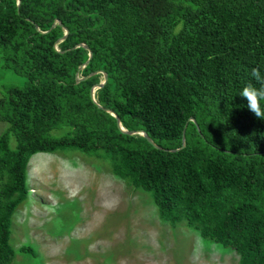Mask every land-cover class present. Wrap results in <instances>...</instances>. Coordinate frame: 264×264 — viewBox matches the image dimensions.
Instances as JSON below:
<instances>
[{"label":"trees","instance_id":"obj_1","mask_svg":"<svg viewBox=\"0 0 264 264\" xmlns=\"http://www.w3.org/2000/svg\"><path fill=\"white\" fill-rule=\"evenodd\" d=\"M0 51L24 78L0 96V264L30 158L67 149L108 160L171 226L264 264V119L238 95L264 73V0H0Z\"/></svg>","mask_w":264,"mask_h":264},{"label":"rangeland","instance_id":"obj_2","mask_svg":"<svg viewBox=\"0 0 264 264\" xmlns=\"http://www.w3.org/2000/svg\"><path fill=\"white\" fill-rule=\"evenodd\" d=\"M0 96L24 78L2 66ZM7 124L0 121V133ZM27 200L16 209L11 264H238L230 247L184 222L161 220L148 193L118 178L110 162L74 149L34 154ZM31 246L35 255L19 250Z\"/></svg>","mask_w":264,"mask_h":264},{"label":"clouds","instance_id":"obj_3","mask_svg":"<svg viewBox=\"0 0 264 264\" xmlns=\"http://www.w3.org/2000/svg\"><path fill=\"white\" fill-rule=\"evenodd\" d=\"M182 29L183 23H178L173 27L172 35L178 36ZM250 77L251 80L242 87L238 95L247 101L248 109L257 118L264 119V73L259 66L253 67Z\"/></svg>","mask_w":264,"mask_h":264},{"label":"water","instance_id":"obj_4","mask_svg":"<svg viewBox=\"0 0 264 264\" xmlns=\"http://www.w3.org/2000/svg\"><path fill=\"white\" fill-rule=\"evenodd\" d=\"M19 4H20V0H17V5H19ZM54 25H55V23H54L52 26H54ZM36 28L38 29V27H36ZM67 33H68V29L65 28L64 34L59 38V40H63V39L66 37ZM77 46H82V47L87 48V46H86L85 44H83V43H78V44L75 45L74 47H77ZM91 55H92V53L89 52V58L91 57ZM87 62H88V59L85 61V63H83V64L79 67V69H80L82 66H84ZM96 72H97V71H94V72H92L90 75H92V74H94V73H96ZM99 72H102V71H99ZM103 74H104V79H103L102 81H100L99 83H97V84H95V85H92L91 88H90V97H91V99H92L94 102H96L95 97H94V91H95V88H96V87H101V86L106 82V79H107V75H106V73L104 72ZM86 77H87V76L78 77L77 74H76V80H77V81H78V80L85 79ZM105 110L109 111L114 117H116V123H117V126L119 127V129H120L122 132H125V133H127V134H140V135L144 136V137L148 140V142H149L150 144L156 146V145L154 144V142L150 139V137L145 133V131H143L142 129H134V130H126V129H124V128L121 126L120 121H119L117 115L115 114V112L112 111V110H110V109H105ZM189 120H191V121H193V122L195 123V120H194L193 117H190ZM195 124H196V123H195ZM196 127H197V130L199 131V128H198L197 125H196ZM184 144H185V143H184V130H183L181 147H183ZM178 149H179V148L170 149V151H176V150H178Z\"/></svg>","mask_w":264,"mask_h":264}]
</instances>
